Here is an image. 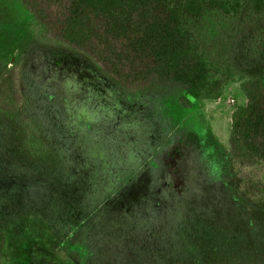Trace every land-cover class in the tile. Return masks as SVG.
<instances>
[{
  "label": "rangeland",
  "instance_id": "1",
  "mask_svg": "<svg viewBox=\"0 0 264 264\" xmlns=\"http://www.w3.org/2000/svg\"><path fill=\"white\" fill-rule=\"evenodd\" d=\"M180 12L235 73L222 96L189 108L176 84L124 90L19 0H0V63L21 62L53 150L30 139L20 112L12 122L24 132L0 123V264H264V164L229 152L241 83L264 77V58L249 51L264 10ZM71 156L100 178L88 192L56 167ZM250 183L259 193H242Z\"/></svg>",
  "mask_w": 264,
  "mask_h": 264
},
{
  "label": "trees",
  "instance_id": "2",
  "mask_svg": "<svg viewBox=\"0 0 264 264\" xmlns=\"http://www.w3.org/2000/svg\"><path fill=\"white\" fill-rule=\"evenodd\" d=\"M19 1L57 43L93 59L124 90L136 92L176 84L182 90L179 103L186 108L200 99L222 96L235 73L232 66L203 49L197 34L184 24L180 11L199 16L205 6L225 15H237L249 7L264 10V0ZM249 51L264 58V35L249 45ZM22 69L20 61L0 63V123L9 121L14 125L13 113L20 112L30 139L41 147L47 143V151L53 154L41 131L45 118L35 112L37 102L23 86ZM241 90L246 101L231 114L229 152L241 165L264 164V77L243 81ZM64 91L78 99L76 91ZM12 128L25 131L17 121ZM56 167L84 192L100 179L73 156L64 163L58 160ZM256 186L252 183L242 193L256 195L260 191ZM6 242L0 227V253Z\"/></svg>",
  "mask_w": 264,
  "mask_h": 264
}]
</instances>
